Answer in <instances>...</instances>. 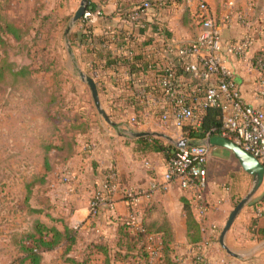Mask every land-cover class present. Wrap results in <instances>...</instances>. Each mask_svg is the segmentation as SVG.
Here are the masks:
<instances>
[{"label": "crops", "instance_id": "1", "mask_svg": "<svg viewBox=\"0 0 264 264\" xmlns=\"http://www.w3.org/2000/svg\"><path fill=\"white\" fill-rule=\"evenodd\" d=\"M93 1L99 4L98 9L102 14L95 17L90 25L91 37L83 34V21H79L69 31L71 40L68 53L79 69H84L96 83L101 82V101L106 105L105 110L114 124L100 120L93 123L87 132L78 135L79 152L58 171L53 179L52 194H49L54 204V217L63 216L70 227L81 228L87 237L100 233L110 237L116 232L118 216L128 214L123 191L117 195L115 214L102 213L97 218H92L89 212V202L98 181L108 168L117 170L121 185L135 183L147 189L152 180H162L169 160L167 151L158 150L152 144V137H162L164 143L168 144L174 142L173 133L177 132L174 144L178 146L183 139L194 143H207L208 137H188L185 126L178 129L171 121L161 119L162 112L169 105L164 100L158 82L160 68L169 62L173 64L177 70L179 88L189 95L200 96L207 82L194 79L185 72L183 59L166 50L169 42L178 45L197 37L201 27L195 12L201 0H151L153 6L144 19V26L129 19V11L119 7L120 0H104L102 3L101 0ZM204 1L208 3L209 13L220 24L225 42L234 43L246 36L251 38V46L245 53L229 56L228 62L234 69V77L245 100L253 105H261V72L254 63L256 54L264 49V0ZM133 117H136V121L132 120ZM139 132L149 134L140 136L136 134ZM210 148L207 164L209 182L205 194L212 208L208 214L199 218L195 191L183 190L176 182L166 192L157 193L153 197L162 201L175 226L178 239L176 254L183 264H194L196 246L200 244L204 247L205 264H264V255L259 257V252H263L264 247L250 254L252 249L264 242V215H256L255 203L264 197V181L253 202L243 209L246 215L241 218L250 233H257L261 237L260 243L257 237L247 240V245H250L237 251L245 257L231 258L216 242L206 237V232L220 226L232 211V203L238 196V189H241L237 185L226 184V174L217 176L213 152L217 148L226 150V147ZM62 170L70 173L69 182H62L60 179ZM246 173L252 185L253 176ZM141 199L144 206L149 198L143 195ZM186 203L190 205L201 226L202 241L199 243L190 242L188 237ZM47 219L50 223H47ZM41 220L47 224L52 223L45 213ZM56 225L60 229L64 228L63 222ZM229 232L227 241L237 243L238 238L229 235Z\"/></svg>", "mask_w": 264, "mask_h": 264}, {"label": "rangeland", "instance_id": "2", "mask_svg": "<svg viewBox=\"0 0 264 264\" xmlns=\"http://www.w3.org/2000/svg\"><path fill=\"white\" fill-rule=\"evenodd\" d=\"M45 2L48 8H57L69 20L58 32L56 44H50L51 52L61 59L64 68L62 74L53 76L51 72L35 71L32 57L36 48H31L29 44L23 45L14 40L0 43V66L5 72L0 82V264L15 263L24 236L32 231L35 221L43 217V213L37 211V197L49 189L52 194L53 179L63 166L60 161L63 156L60 133L70 127L68 109H81L88 119H92L89 120L92 123L106 121L96 108L89 86L81 80L79 66L68 53L70 32H67V28L81 0ZM23 5L26 7L25 3ZM56 78L59 85L55 82ZM102 106L106 109L103 102ZM173 135V143H176L177 132ZM224 150L217 148L213 152V163L217 164V176L226 174V184L241 188L232 203L233 209L250 189L251 179L236 155L227 148ZM47 153L50 155L48 164L45 161ZM133 185L135 183L122 186ZM241 213L229 232L238 241H227L235 251L246 249L250 245H247V240L257 237L260 240L258 243L261 242V237L257 233H250L244 220L241 222L246 212L243 210ZM229 214L220 226L206 232L207 239L216 242L224 252L226 250L221 246L219 237ZM46 221L50 223L48 219ZM59 253L55 250L46 253V263L66 264ZM259 253V257L264 255V251ZM93 264L101 262L98 259ZM149 264L160 263L152 261L150 257Z\"/></svg>", "mask_w": 264, "mask_h": 264}, {"label": "built area", "instance_id": "3", "mask_svg": "<svg viewBox=\"0 0 264 264\" xmlns=\"http://www.w3.org/2000/svg\"><path fill=\"white\" fill-rule=\"evenodd\" d=\"M151 0H143L128 12L131 21L144 26V19L152 8ZM102 14L100 9H87L82 20L91 25L94 18ZM201 29L197 37L189 42L175 45L166 44L167 52L176 53L183 61L185 72L194 79L206 81L201 95L182 91L177 83V70L170 62L159 70V86L168 108L161 114L163 121L182 129L186 124L200 126L202 116L210 108H218L222 112V136L229 137L253 154L264 166V49L256 54L255 66L261 72V88L259 97L261 105L247 102L237 83L234 69L228 58L232 55H243L251 46L252 40L246 36L234 43L225 42L222 29L209 13L208 3L198 2L195 12ZM136 121V117L132 118ZM208 143L179 146L168 160V168L162 180L154 179L147 189L140 185L123 187L117 170L108 168L98 181L94 195L89 202L90 217L95 218L102 213L113 215L116 212L117 195L123 191L128 206V225L131 228H142L143 195L148 198L157 193L166 192L176 182L183 190H194L196 208L199 218H203L212 208L205 194L208 185ZM148 165V164H147ZM62 182H69L71 175L63 172ZM256 215H264V197L255 202ZM148 252L152 261H159L161 256V240L158 235H150ZM204 247L197 244L195 256L204 259Z\"/></svg>", "mask_w": 264, "mask_h": 264}, {"label": "trees", "instance_id": "4", "mask_svg": "<svg viewBox=\"0 0 264 264\" xmlns=\"http://www.w3.org/2000/svg\"><path fill=\"white\" fill-rule=\"evenodd\" d=\"M102 1L104 0H101V3ZM176 1L182 2V0ZM141 2L142 0H120L119 7H123L124 11H129ZM98 5L90 0L87 9L97 10ZM68 21V18L62 16L57 8H48L45 0H0V43L14 40L23 45L29 44L31 48H36L32 57V66L35 71L51 72L53 76H58L63 73L64 68L60 57L51 52L50 44L52 42L56 44L58 32L68 24ZM83 25L85 29L83 34L91 37V26L84 21ZM68 37L71 40V36L68 35ZM4 74V68L0 66V82ZM55 82L59 85V79L56 78ZM97 85L101 91V82L97 81ZM68 111L70 127L67 131L60 133V149L63 150L61 165L67 164L78 154V135L87 132L93 124L89 121L92 119H88L89 117L81 109H68ZM221 127V110L210 108L202 116L200 126L186 124L184 130L188 137L206 138L220 135ZM152 139V144L158 150L167 151L169 158L179 148L177 144L164 143L162 137H152ZM49 157L47 153L45 156L47 164ZM49 190L37 197V202H39L37 211L49 216L52 223L47 224L41 219L35 221L32 231L24 236L20 245V254L16 257L14 264H49L45 261V255L54 250L60 252V257L66 264H93L98 259L102 264H149L148 239L153 234L158 235L161 240L159 263L183 264L175 251L178 242L175 226L161 200L151 197L145 202L141 229L131 228L128 225V215H119L113 236L109 237L100 233L94 237H87L81 228L70 227L63 216H53L54 204ZM185 213L190 242H201V226L188 203L185 204ZM59 222H63V229L56 225ZM193 261L194 264H205L206 262L205 259L199 260L195 255Z\"/></svg>", "mask_w": 264, "mask_h": 264}, {"label": "water", "instance_id": "5", "mask_svg": "<svg viewBox=\"0 0 264 264\" xmlns=\"http://www.w3.org/2000/svg\"><path fill=\"white\" fill-rule=\"evenodd\" d=\"M89 5V0H81V3L76 10L75 14L72 16L69 26L67 28V32L71 30V28L79 21L82 20L87 8ZM79 74L81 77V80L86 82L91 90V94L94 100V103L96 105V108L100 114L105 118V120L110 123L114 124V122L111 120L110 115L106 112V110L102 106V101L98 89V85L93 77L85 73L82 69H79ZM137 135L143 136L148 135L149 133L146 132H139L136 133ZM207 143L210 146H224L228 149H230L238 158L239 162L241 163L242 168L251 174L253 176V181L250 189L247 191V193L240 199V201L235 205V207L232 209V211L229 214V217L221 231L219 242L224 250L231 256L244 258V254H240L234 249H232L229 244L227 243V234L229 230L231 229L233 223L235 222L238 215L241 213V211L250 203L253 202L254 197L256 193L258 192L259 188L263 184L264 181V166L263 164L249 151L245 150L241 145H239L237 142H235L233 139L222 136V135H213L206 139ZM194 142H189L187 139H183L181 142H179V146H187V145H193ZM264 247V242L260 243L258 246H256L254 249L251 250L250 254L256 252L257 250Z\"/></svg>", "mask_w": 264, "mask_h": 264}]
</instances>
